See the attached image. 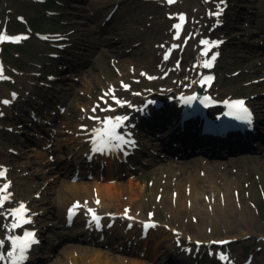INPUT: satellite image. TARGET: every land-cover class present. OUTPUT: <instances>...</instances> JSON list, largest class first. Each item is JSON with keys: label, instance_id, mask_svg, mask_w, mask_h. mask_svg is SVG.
Returning <instances> with one entry per match:
<instances>
[{"label": "rangeland", "instance_id": "374dc122", "mask_svg": "<svg viewBox=\"0 0 264 264\" xmlns=\"http://www.w3.org/2000/svg\"><path fill=\"white\" fill-rule=\"evenodd\" d=\"M180 14L186 22L177 30ZM5 33L23 44L0 43V109L5 93L19 95L8 117L0 114V124L16 130L0 132V169L13 165L18 202L35 208L45 242L33 264H126L116 255L151 264H264V0H0ZM204 40L221 42L211 47L223 54L213 94L248 99L258 110L256 137L219 147L206 166L208 152L186 148L177 157L150 145L163 156L142 151L138 160L119 163L109 180L95 153L84 155L92 130L107 117L134 113L127 107L139 108L145 95L166 100L183 80L192 78L186 86H194L210 56L201 54L210 46ZM128 65L135 71L128 73ZM169 68L181 72L164 76ZM154 110L160 115L165 107ZM165 117L154 130L165 127ZM153 134L146 133L150 142L165 136ZM107 184L116 193L103 200ZM66 186L73 190L64 196ZM75 204L78 214L66 226L65 209ZM89 209L100 236H91ZM12 214L0 209L1 240ZM86 222L90 236L77 234ZM223 239L228 244L217 247ZM75 244L107 253L73 257L66 249Z\"/></svg>", "mask_w": 264, "mask_h": 264}, {"label": "snow or ice", "instance_id": "6c2138e0", "mask_svg": "<svg viewBox=\"0 0 264 264\" xmlns=\"http://www.w3.org/2000/svg\"><path fill=\"white\" fill-rule=\"evenodd\" d=\"M169 3H172L173 0H168ZM223 9H221L220 11H218L217 13H215V15L217 17H219L222 13ZM209 15H212V13H209ZM180 19V23L175 24L173 27L176 28L177 30H180L182 27L183 22L185 21V17L183 14H180L179 16ZM179 37V31L177 32V38ZM23 37H13V36H9L6 33L0 35V42L3 41H10V42H15L19 39H22ZM45 40H49L51 39V37H44ZM57 39H59V37H57ZM203 44L205 45H210L209 48H207L204 52H203V56L206 57L208 55V51L211 50V47H217L219 46V44L221 43L220 41H208V40H204L202 41ZM219 56V52L215 53L212 57H211V61L205 60L203 62V66L204 67H213L214 66V61L216 60V58ZM165 59H168V54L166 53L164 56ZM3 73V65H0V78H4L2 76ZM207 80H212L213 77H207ZM125 88H127V85H124ZM113 99L116 100L117 104L122 103L121 101H119L118 98H116L113 95ZM191 99H195V97H191ZM207 99V98H206ZM5 104H11L10 100H5L4 101ZM244 101H238L235 104H230L229 107L232 108L234 111L238 112V115L236 116L237 119H245L247 118L248 122L251 123V112L249 111V109H247L244 106ZM97 109L94 107L93 111L95 112ZM109 111H113L114 109L112 108V106L110 105L109 108L107 109ZM92 119H99V117H91ZM128 119L127 116H115V117H107L105 118V120L103 121L105 127L101 128V129H93V133L94 138H93V145H94V151H102L103 148L105 146H109V147H119L122 144H128V143H134V141H129V140H125L123 136H121L118 132L117 129L121 126V124L126 121ZM82 127H84L82 125ZM114 142H119V143H114ZM97 144L100 145V147H95ZM7 173V169H5L3 172H0V176H6ZM12 184L9 182V184L6 186L7 188H11ZM10 199V197H5V198H0V207H3L5 200ZM97 203H99V201H97ZM24 208H27V205L23 206ZM20 211L21 210H17L14 214L20 218V220L23 223H30V221H27L24 219L23 216H20ZM89 212L92 213L93 216V220H95L97 222V225H99V218L96 216L95 212L91 209H89ZM72 214V211L70 210V215ZM18 225L13 223L12 224V228H17ZM145 227H148V225L146 224ZM35 233L34 232H29L27 233V235L23 238V240L21 239V237L17 236L14 239L11 240V245H12V251L7 252V256L11 258V264H22V262L26 261L27 259V253L31 250V245L33 243H39L38 240H29V238L31 237H35ZM199 243V242H198ZM0 244H3V241H0ZM5 257L3 254H0V260H4Z\"/></svg>", "mask_w": 264, "mask_h": 264}, {"label": "bare ground", "instance_id": "6f19581e", "mask_svg": "<svg viewBox=\"0 0 264 264\" xmlns=\"http://www.w3.org/2000/svg\"><path fill=\"white\" fill-rule=\"evenodd\" d=\"M121 66H123L122 64H119V65H116V68H119V67H121ZM125 70L128 72V73H130L131 72V70H133V72L135 71V69H133L132 67H130V65H128V66H126V68H125ZM187 71H188V69H187ZM137 72H139V70H137ZM167 72H168V74H167ZM167 72L165 71V74H164V76H169V74L170 75H173V74H175V73H180L181 71H180V69L179 70H174V69H172V68H169V70H167ZM187 83V82H186ZM186 83H185V81L184 82H182V85H186ZM5 95L7 96V97H9L8 98V100H10L11 102H14V104L17 102V98H15L10 92H8V93H5ZM13 104V105H14ZM5 106V105H4ZM6 108L4 109H2L1 111H3V112H6V111H8V112H10V110H9V107L8 106H5ZM171 107V106H170ZM8 108V109H7ZM168 111H170V110H173V108H168L167 109ZM0 129H4V126H3V124H0ZM15 132H16V130H15ZM256 136H252V139L253 138H255ZM94 138V137H93ZM151 139V138H150ZM144 141H146V140H144ZM239 141V140H238ZM240 142V141H239ZM146 143H147V147L148 146H150V144H151V142H150V140H147L146 141ZM153 144V146L154 145H157V142L156 141H154V142H152ZM99 147H100V145H99ZM78 148H82V151H84V148H83V146H82V144H81V146L80 147H78ZM111 148H112V150L114 151L113 152V154L112 153H110V151H112L111 150ZM109 147V146H107L106 148H105V156L106 157H109V159H107V161H102L104 164H105V174H106V176H107V178L109 179V180H111V181H113V180H115L116 179V176H115V173L117 172L116 170L119 168V166H118V164H116L115 163V159H113V158H116V156H117V158H120L121 156H120V153L118 152L119 150H117L116 148L117 147ZM90 149V148H89ZM129 149H131L130 148V146H129ZM75 151L78 153V149H75ZM127 152H128V150H127ZM86 154H87V152H86ZM209 160H205V159H203L202 160V162L204 163V164H202V165H206V163L208 162ZM209 163V162H208ZM211 163V162H210ZM3 164V163H2ZM3 165H7V166H9V165H11V166H13L12 164H7V162L6 163H4ZM12 169H13V167H12ZM11 169V170H12ZM0 172H3V171H0ZM97 175L100 173V171H98V172H95ZM95 181V180H94ZM10 182V181H9ZM9 182L7 181V180H2L1 178H0V183H2L3 184V188L5 187L4 185H8L9 184ZM11 182H13L12 180H11ZM79 184H81V185H85V183L84 182H82V181H79L78 182ZM16 185V184H15ZM82 188H84L83 190H85V192H87V194L88 195H90V192H89V190L86 188V187H82ZM4 189H6V188H4ZM15 188L14 187H11V188H7V191L9 192V193H11V191H13V194H10L9 196H11V198L13 199V202H14V204H12L11 203V200L9 201V205L7 206L8 208V210L10 209V206H11V209H13L14 211H15V208H16V206H19L20 205V203L18 202V199L16 198V194H17V190L15 191L14 190ZM69 190L70 191H72L73 189L72 188H70L69 189V187L68 186H66V187H64L63 188V190L61 191L62 192V194L64 195V196H67V194L69 193ZM0 191H2V190H0ZM92 191V195L94 194L93 192H95V194H99L98 193V191H96V189H95V191H94V189L93 190H91ZM1 193V192H0ZM114 193H116V186H115V184H107V186H105V195H101V197H102V199L104 200V199H108L111 195H113ZM8 197V196H7ZM194 208H196V207H194ZM60 213H62V212H60ZM63 216H65V215H63ZM63 219L64 220H66V218L65 217H63ZM29 220L32 222V224H31V226L30 227H32V225L33 224H36L37 222L36 221H34L32 218H30L29 217ZM29 227V228H30ZM88 229H89V227H88ZM25 230H27V229H25ZM89 231V230H88ZM7 234L8 235H10L11 233H8L7 232ZM77 234H79V235H81V236H83V235H85V236H87V234H88V236H90V234H89V232H87V230H83V229H80L79 231H77ZM100 234L99 233H97V232H95V231H93V234L91 235V236H99ZM5 236H6V233H5ZM84 236V237H85ZM0 247L2 248V245H0ZM66 249V248H65ZM101 248H99V246L97 245V246H91V245H88V244H75L74 245V248H69V249H66V250H70V252L69 253H71V254H73V257H74V254H77V253H80V254H87V253H91V254H96V256H99V255H102V254H104V253H107L106 251L107 250H100ZM11 250V249H10ZM76 256V255H75ZM85 257H86V255H85ZM116 257L118 258V259H120L121 261H123V262H126V264H151L150 262H149V260L148 259H146V258H144V257H138V256H123V255H120V256H118V255H116ZM0 262H1V260H0Z\"/></svg>", "mask_w": 264, "mask_h": 264}]
</instances>
